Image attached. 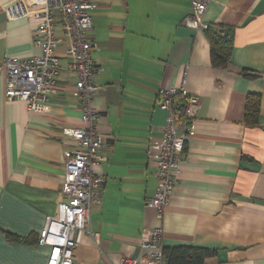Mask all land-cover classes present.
Instances as JSON below:
<instances>
[{"label": "crops", "instance_id": "1", "mask_svg": "<svg viewBox=\"0 0 264 264\" xmlns=\"http://www.w3.org/2000/svg\"><path fill=\"white\" fill-rule=\"evenodd\" d=\"M16 2L0 0V60L41 54L32 44L33 20L7 18ZM94 3L87 36L104 140L94 171L105 183L101 204L89 212L93 236L82 238L73 263L141 257L139 244L161 227L164 251L207 250L204 264H264V0H211L204 15L211 32L185 24L190 0ZM212 28L220 36L233 30L223 66L212 65ZM55 36L60 70L42 113L5 100L0 82V264H46L48 248L38 241L62 201L63 153L74 146L62 130L80 127L68 41L58 26ZM183 78L200 105L159 219L147 206L156 192L150 146L166 117L155 100ZM249 98L258 101L254 126L245 118Z\"/></svg>", "mask_w": 264, "mask_h": 264}, {"label": "built area", "instance_id": "2", "mask_svg": "<svg viewBox=\"0 0 264 264\" xmlns=\"http://www.w3.org/2000/svg\"><path fill=\"white\" fill-rule=\"evenodd\" d=\"M211 0H190V15L185 24L199 31L209 30L204 15ZM37 7L29 11L28 8ZM94 0H17L6 10L7 18H30L33 28L32 44L41 52L28 59L0 60V82L4 81L7 101L24 102L31 113L44 111L54 79L60 70L55 50L58 26L68 41L66 70L76 78L75 97L80 109V127L65 128L63 136L73 141L72 149L63 153L64 177L61 184L62 201L57 214L48 217L38 244L48 248L46 264H74L73 251L89 230V212L102 201L104 180L95 173L94 164L101 158L98 152L104 140L99 131L101 114L93 106L99 87L94 82L96 67L92 58L95 45L87 34L92 28ZM179 85L158 91L155 100L159 110L166 113L162 136L150 146L149 157L155 164L156 192L147 206L161 219L178 184L180 160L186 140L193 130L199 109V98ZM163 230L155 227L148 239L139 244L141 257H121L118 264H167L162 246Z\"/></svg>", "mask_w": 264, "mask_h": 264}, {"label": "trees", "instance_id": "3", "mask_svg": "<svg viewBox=\"0 0 264 264\" xmlns=\"http://www.w3.org/2000/svg\"><path fill=\"white\" fill-rule=\"evenodd\" d=\"M214 29L212 28V34L209 36L211 61L213 66H223L227 63V55L233 38V30L226 28L225 33L220 36L216 34ZM257 110L258 101L249 98L246 105L245 118L246 121H250V126L255 125ZM210 254L211 252L207 250L191 247H181L164 251L167 264H204V260Z\"/></svg>", "mask_w": 264, "mask_h": 264}]
</instances>
